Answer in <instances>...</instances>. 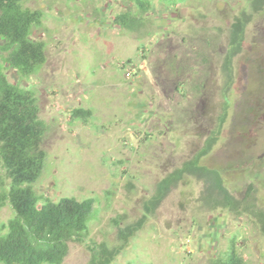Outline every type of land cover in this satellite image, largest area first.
Returning a JSON list of instances; mask_svg holds the SVG:
<instances>
[{
	"label": "rangeland",
	"instance_id": "rangeland-1",
	"mask_svg": "<svg viewBox=\"0 0 264 264\" xmlns=\"http://www.w3.org/2000/svg\"><path fill=\"white\" fill-rule=\"evenodd\" d=\"M150 1L137 32L113 23L115 14L136 10L132 0L24 1L43 13L32 38L44 41L46 61L26 78L4 71L35 91L47 125L34 189L54 201L93 197L86 239L119 247L112 264H210L234 235L247 264H264L263 225L254 214L264 213V4ZM242 12L241 49L228 71L230 26ZM79 106L92 109L87 122L71 117ZM222 115L202 163L219 169L251 210L211 208L202 182L188 177L145 214L156 183L203 146ZM143 213L121 241L119 228ZM11 216L9 204L0 207V224ZM87 243L70 241L61 264H88Z\"/></svg>",
	"mask_w": 264,
	"mask_h": 264
},
{
	"label": "trees",
	"instance_id": "trees-1",
	"mask_svg": "<svg viewBox=\"0 0 264 264\" xmlns=\"http://www.w3.org/2000/svg\"><path fill=\"white\" fill-rule=\"evenodd\" d=\"M25 0H0V207L9 204L12 216L0 224V263L2 264H61L68 252V243H87L91 256L88 264H112L117 246L104 241L89 243V222L95 199L63 196L58 200L39 194L34 183L42 175L46 152L42 141L47 129L39 117L38 98L30 87L11 82L4 71L14 69L19 77L36 73L46 61L45 43L32 38V29L41 24L43 13L24 5ZM136 10H124L114 15L113 23L129 32H137L147 23L145 13L152 9L150 0H132ZM264 0H250L252 10L259 9ZM246 14L236 16L230 26L229 43L224 68L230 71L231 59L241 49ZM4 65V66H3ZM229 85V83H228ZM225 104H228L225 98ZM225 114V113H224ZM223 114V115H224ZM73 119L87 122L93 115L91 108L75 107L70 111ZM223 115L215 129L207 136L203 146L163 176L155 185L153 194L144 201V213H150L160 204L168 191L178 182L193 177L202 182L201 198L211 208H225L234 213L251 210V203L236 198L226 187L221 171L202 163L216 143ZM119 228L118 237L126 239L143 222ZM262 222L264 213L254 212ZM116 224V218L112 219ZM235 235L224 252L215 256L210 264H247L238 252ZM129 264H135L130 262Z\"/></svg>",
	"mask_w": 264,
	"mask_h": 264
},
{
	"label": "built area",
	"instance_id": "built-area-1",
	"mask_svg": "<svg viewBox=\"0 0 264 264\" xmlns=\"http://www.w3.org/2000/svg\"><path fill=\"white\" fill-rule=\"evenodd\" d=\"M128 74V73H127Z\"/></svg>",
	"mask_w": 264,
	"mask_h": 264
}]
</instances>
